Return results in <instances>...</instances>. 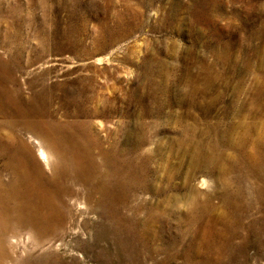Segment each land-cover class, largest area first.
<instances>
[{
	"label": "rangeland",
	"instance_id": "rangeland-1",
	"mask_svg": "<svg viewBox=\"0 0 264 264\" xmlns=\"http://www.w3.org/2000/svg\"><path fill=\"white\" fill-rule=\"evenodd\" d=\"M0 264H264V0H0Z\"/></svg>",
	"mask_w": 264,
	"mask_h": 264
},
{
	"label": "bare ground",
	"instance_id": "bare-ground-1",
	"mask_svg": "<svg viewBox=\"0 0 264 264\" xmlns=\"http://www.w3.org/2000/svg\"><path fill=\"white\" fill-rule=\"evenodd\" d=\"M41 155H42L41 156L42 158L47 160L48 156H47V153L44 150L41 151Z\"/></svg>",
	"mask_w": 264,
	"mask_h": 264
}]
</instances>
